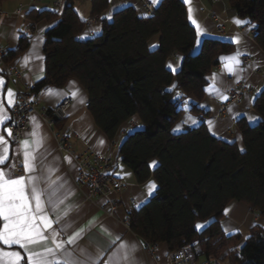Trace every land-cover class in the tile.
<instances>
[{
	"label": "trees",
	"instance_id": "trees-1",
	"mask_svg": "<svg viewBox=\"0 0 264 264\" xmlns=\"http://www.w3.org/2000/svg\"><path fill=\"white\" fill-rule=\"evenodd\" d=\"M227 1L232 14L257 24L254 40L264 51V0ZM110 4L92 0V16ZM29 17L33 23L58 20L45 33V73L32 91L62 88L77 80L88 92L87 107L97 127L111 142L134 118L142 125L127 134L119 157L139 184L154 179L158 189L131 212L130 230L144 242L166 245L170 253L187 248L194 261L264 264V229L253 227L242 243L240 234L228 236L221 226L233 201L264 218V91L254 106L260 123H237L243 148L214 137L204 123L174 132L184 113L181 102L187 98L195 99L192 112L207 115L199 107L207 75L234 45L206 38L196 52L197 32L182 0H162L145 18L132 7L122 9L104 22L100 36L89 40L80 39L87 21L76 11L75 0H65L59 15L31 11ZM29 42L23 36L5 62L25 52ZM175 55L181 57L177 73L168 68ZM207 221L210 224L198 230L196 225Z\"/></svg>",
	"mask_w": 264,
	"mask_h": 264
},
{
	"label": "crops",
	"instance_id": "crops-1",
	"mask_svg": "<svg viewBox=\"0 0 264 264\" xmlns=\"http://www.w3.org/2000/svg\"><path fill=\"white\" fill-rule=\"evenodd\" d=\"M54 1L0 0V10L9 15L0 20V46L9 52L17 48L23 36L30 38L29 46L25 52L13 60L5 62V65L0 64V79L4 81V84L0 86V98L3 99L9 116L12 108L18 102V93L27 89L32 90L43 79L46 68L45 33L58 22L54 19L33 23L29 13L31 11H49L55 14L56 12L53 10ZM150 1L152 3V0ZM182 1L186 5L189 23L196 29V26L189 19V7H191L193 18L203 30V34L197 39L196 52L201 49L203 40L206 38L230 42L234 45V50L231 53L221 55L219 66L207 75L206 94L199 105L207 115L192 112L191 107L195 103V99L193 97L187 98L181 102L184 113L174 127L175 129L179 126L180 131L174 132L182 133L204 123L214 137L228 143L237 142L243 148V138L238 129V121L243 119L250 126H255L261 121L259 114L254 109L256 99L264 91V51L254 40L257 24L232 14L229 11L227 0H190V3H186L185 0ZM161 2L162 0H158V3H152L155 10ZM110 3V7L102 14L92 16V0H75L76 11L83 20L87 21V25L80 35L81 40H89L100 36L103 33L104 22H111L115 13L127 7L135 9L139 17H151L140 0H110ZM18 10H22L21 15L14 14ZM108 16L112 18L107 19ZM236 19L245 20L249 23L237 26L234 23ZM220 27L224 28L223 33L219 32ZM95 29H99V33H96ZM234 37H239V44L233 42ZM152 45L157 46V40H154ZM237 51L241 53L239 56L240 63L235 74H230L226 68V64L229 62L222 61L221 58L236 55ZM245 58L248 59L247 62L244 61ZM169 64L173 65L175 72L168 68L173 73H177L181 66V57L179 55L173 56L169 60ZM7 67L17 70L19 76L10 80L6 75ZM240 84H245L251 89L252 93L246 95L242 103L230 104L226 111L222 113V107L226 105L230 91L238 88ZM9 89L16 94L15 104L12 107H8L7 90ZM50 89L55 93H59V95L50 94ZM73 92L77 93L75 98L72 96ZM224 97H227V99H224ZM66 98H70L72 101L69 118L58 128L69 133L73 144L71 153H62L58 150L59 142L56 137V129L52 128L45 120V117L53 116L54 108ZM81 99L84 101L83 103H80ZM88 101V92L77 80H70L62 88H43L38 111L32 115L30 129L23 139L18 143L10 142L7 133L3 132L10 144L8 163L17 164V168L14 169L15 174H24L20 143L25 139H33L30 134L35 128L37 133L43 137V146L39 152L43 154L44 164L57 169L55 176L63 178L65 189L70 190L72 193L65 201L66 204L73 206L66 219L74 221L73 227L76 229L85 227L93 219L96 220V226L87 230L79 243L92 251L99 248L110 252L109 238L102 231V228H107L110 232L122 236L124 241H133L138 245L137 256L142 264H168L170 252L166 245L158 244L156 253L154 255L150 254L146 250L145 242L136 236L124 222L131 212L144 206L158 189L154 179L139 184L133 171L123 164L119 157V148L127 134L142 125L138 122V118H134L131 123L126 124L120 130L114 142H111L97 127L88 110ZM44 109H47L46 113L43 112ZM189 117L192 119H188ZM252 117L256 119H250ZM32 118H34V121ZM192 120H195L196 123L193 124ZM209 121L211 124L208 123ZM7 123L4 127H7ZM88 149L101 155L110 156L114 162L113 172L125 182V187L122 190L114 192L110 196L111 202L117 207L113 215H110L108 199L90 195L87 189L78 184L79 171L74 154ZM66 157L70 158L71 163L68 162V159H65ZM150 182H155L157 187L153 194L148 196L147 185ZM133 199L136 200L137 204H140L139 208H137V205L135 207L131 206V200ZM141 201L143 202L141 203ZM209 224L210 221L203 222L204 227L198 230H203ZM221 226L228 236L240 234L243 243L249 238L253 227L258 226L264 229V218L251 210L245 203L233 201L225 210ZM0 248L7 250L3 245H0ZM13 250H19L23 253V250L15 247ZM106 260L107 255L100 263ZM194 264H199V261Z\"/></svg>",
	"mask_w": 264,
	"mask_h": 264
},
{
	"label": "snow or ice",
	"instance_id": "snow-or-ice-1",
	"mask_svg": "<svg viewBox=\"0 0 264 264\" xmlns=\"http://www.w3.org/2000/svg\"><path fill=\"white\" fill-rule=\"evenodd\" d=\"M185 2L190 3V0ZM152 3H158V0H152ZM189 19L196 26L199 38L203 30L193 18L191 7ZM234 23L240 26L249 22L236 19ZM94 31L99 33L100 30ZM233 42L239 44V37H234ZM240 55L237 51L236 55L221 58L222 61L229 62L226 68L230 74H235ZM168 67L175 72L173 65L169 64ZM3 84L4 81L0 79V86ZM172 87L175 88L176 85ZM49 93L59 95L51 89ZM15 95L12 90H7L8 107L14 106ZM76 95V92L72 93L74 98ZM83 102L81 99L80 103ZM10 119L4 101L0 98V245L7 248H0V264H100L105 255V264H142L137 256L138 245L133 241H124L122 236L107 228H102V231L109 238L110 252L99 248L92 251L79 243L86 231L96 226V220L76 229L73 227L74 221L66 219L73 206L65 201L72 193L65 189L63 178L55 176L57 169L44 164L43 154L39 152L43 146V137L35 128L30 134L33 139H25L20 143L24 174H15L17 164L8 163L10 144L3 135L6 132L8 137L12 136L11 128L4 127ZM192 123L195 124L196 121L192 120ZM208 123L211 124L210 121ZM174 131H180L179 126ZM65 159L71 163L70 158ZM155 164L153 161L152 166ZM156 187L155 182L147 185L148 196L153 194ZM139 207L138 203L137 208ZM196 227L200 229L204 226L197 224ZM14 247L23 250V253L13 250Z\"/></svg>",
	"mask_w": 264,
	"mask_h": 264
},
{
	"label": "built area",
	"instance_id": "built-area-1",
	"mask_svg": "<svg viewBox=\"0 0 264 264\" xmlns=\"http://www.w3.org/2000/svg\"><path fill=\"white\" fill-rule=\"evenodd\" d=\"M149 15L152 16L155 9L150 0H140ZM65 0H55L53 10L56 13H60L64 7ZM15 15H21L22 10H18ZM9 16L0 10V20L3 17ZM219 32L223 33L224 28L220 27ZM7 49L0 46V64L5 65V57L7 55ZM248 61L247 58L244 59ZM7 77L12 80L13 77L19 76V72L15 69L6 68ZM252 91L245 84H240L238 88L230 91L228 101L226 105L222 107V113H224L230 104H240L244 101L246 95L251 94ZM43 95V89L32 91L27 89L18 93V102L12 108L10 117L11 119L7 123V127L12 130V136L9 137V141L13 143L20 142L26 132L30 129V119L32 115L37 113L38 105ZM72 106L70 98L64 99L53 110V116L45 117L46 122L54 129H56V137L58 139V150L62 153H71L73 144L70 140V135L63 129L58 128L59 123H64L69 118V111ZM44 113L47 109H44ZM74 159L79 171L78 184L90 193V195H97L108 199L110 205V215H113L117 209L116 205L110 200V196L117 191L122 190L125 187V182L118 177L114 172V162L110 156L101 155L88 149L77 154H74ZM137 202L135 199L131 200V206L135 207ZM125 225L130 228L131 213L125 219ZM146 250L154 255L157 251V245L145 242ZM197 261L193 260V257L189 249L184 248L169 253L168 264H194ZM100 264H105L102 261ZM199 264H223L218 259H202L199 260Z\"/></svg>",
	"mask_w": 264,
	"mask_h": 264
},
{
	"label": "rangeland",
	"instance_id": "rangeland-1",
	"mask_svg": "<svg viewBox=\"0 0 264 264\" xmlns=\"http://www.w3.org/2000/svg\"><path fill=\"white\" fill-rule=\"evenodd\" d=\"M200 225H202L203 224V222H201V223H199ZM223 264H225V263H223Z\"/></svg>",
	"mask_w": 264,
	"mask_h": 264
}]
</instances>
